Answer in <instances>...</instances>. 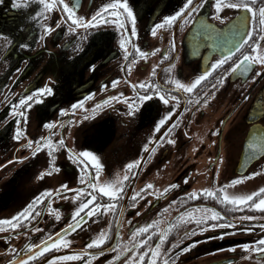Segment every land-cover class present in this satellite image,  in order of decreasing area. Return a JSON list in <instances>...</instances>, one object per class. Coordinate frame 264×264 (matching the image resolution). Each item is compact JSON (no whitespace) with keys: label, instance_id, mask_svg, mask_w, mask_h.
<instances>
[{"label":"flooded vegetation","instance_id":"flooded-vegetation-1","mask_svg":"<svg viewBox=\"0 0 264 264\" xmlns=\"http://www.w3.org/2000/svg\"><path fill=\"white\" fill-rule=\"evenodd\" d=\"M66 2L77 16L90 18L110 0ZM128 2L136 16L137 34L129 37L125 55L119 41L130 33L131 21H126L121 30L105 15V23L72 31V21L67 19L58 0L57 6L44 12L43 18L36 15L43 11L39 0H27L26 5L22 0H0V33L5 34L0 37V219L14 216L45 189L57 192L35 205L31 218H18L17 228L0 226V264H9L14 256L23 259L29 251L28 243L39 245L41 239H56L54 233L61 229H65L68 247L50 249L30 264H47L52 256L74 252L82 253L79 260L52 264H83L89 259V252L93 254L90 264H124L133 252L141 251L145 255L141 264H147L150 249L157 243H161V264L165 259L173 264H264V254L242 247L248 243L254 248L255 242L264 237V210L228 205L219 196L185 195L208 187L217 192L225 186L229 193H247L264 186V152L248 145L253 126H264V65L251 63L245 71V61H241V66L229 71L244 52L252 51V42L264 41L258 21L254 24L247 10L232 8L221 11V20L213 15L215 0H193L187 10L192 12L190 22L178 18L177 23L157 29L153 35L154 24L177 11L184 0ZM254 3L259 6L260 0ZM45 23L51 26L46 35ZM249 28L255 29L253 38L243 41ZM132 44L147 53V58L138 57ZM261 48L264 49V43ZM221 57L225 62L212 70L192 93L169 81L170 76H175L188 83ZM129 64H133L131 69ZM170 65H174L171 71ZM139 81L156 84L179 100L170 99L165 104L159 97L151 96L130 114L128 102L137 99L135 93L140 91L143 95L148 91L140 89ZM46 84L52 89L50 94H41L42 99L33 102L31 108L21 106L17 110L27 113L26 121L23 116L12 115L22 96H31ZM110 96L116 98L101 104L92 115L93 105ZM78 101L84 107L72 110L71 106ZM62 108L66 109L63 114ZM169 111L172 115L156 130V122ZM49 122L52 128L46 127ZM17 127L24 131L18 140ZM40 137L64 141L52 153V163L59 170H50L43 176L40 174L50 160L47 147L31 154ZM28 141H32V147L27 146ZM145 144L149 145L147 149ZM85 149L99 156L104 166L101 181L117 173L123 175L124 165L133 159L139 158L141 163L131 170L135 175L129 174L115 201L98 189H87L97 193L94 204H111L109 211L101 209L88 216L85 209L74 218L75 209L90 197L87 192L77 199L72 197L77 196L80 187L97 178L89 158L83 157V162L70 158L69 150L76 153ZM82 172L89 173L83 185ZM251 172H257L260 180L252 189L248 181ZM238 176L246 179L234 185L229 183ZM146 183L154 187L144 188ZM60 185H66V190ZM165 188L167 192L163 191ZM157 190L162 194L156 195ZM192 207L214 208L221 216L215 220L209 216L208 221L200 223L190 219L176 221L181 212ZM153 220L157 224L145 244L135 247L132 231ZM169 223L174 226L160 242L156 228L164 231ZM208 223L219 226L209 228ZM68 224H72L71 229L65 227ZM200 228L204 230L199 231ZM101 230L108 233V239L103 245L89 247ZM145 235L139 233L138 237ZM117 243L128 250L114 261L112 257L120 251Z\"/></svg>","mask_w":264,"mask_h":264},{"label":"snow or ice","instance_id":"snow-or-ice-1","mask_svg":"<svg viewBox=\"0 0 264 264\" xmlns=\"http://www.w3.org/2000/svg\"><path fill=\"white\" fill-rule=\"evenodd\" d=\"M22 2L26 5L27 0H22ZM40 4L43 5V11L37 12L36 15L38 17L43 18L44 12L52 10L54 7L57 6V0H39ZM197 2H201V0H197ZM59 5L63 7V11L67 13V19L72 21V31H75L77 27H84L89 28L93 25L105 23V15L110 16L111 23L115 25L116 27L120 28L121 30H124V23L126 21H131L132 28L130 33H125L119 41L120 46L125 49V55H127V49L130 44V36H135L137 34L136 32V16L133 12L132 7L129 5L128 0H110V3L103 4L97 12L93 13V15L90 18H85L83 16H77L74 9L69 6V3L66 2V0H58ZM193 5V0H184L183 5L175 12H173L170 15H166L163 20H161L159 23L154 24L152 29V34H156V30L159 28H165L170 25H173L177 23L178 18L181 19L182 22H190V17L192 15L191 11H187L190 9ZM19 6V3L16 5ZM215 11L213 12V15L217 18L223 20L224 17L220 15L221 11L225 8H232V9H244L247 10L250 13V16L253 20V23L256 24L258 21L257 27L260 29V35L264 37V0H260L259 6H257L254 3V0H215L213 5ZM110 10V11H108ZM198 10V9H196ZM43 28L45 29V35L48 31H51V26L48 24H44ZM255 29L249 28L246 32V35L242 37L243 41H250L253 38V33ZM4 33H0V37H4ZM10 42V41H9ZM264 43V41H255L251 43L252 51L250 52H244L238 60H236L229 71L235 70L238 66H241V61H245V64L243 65V68L245 71H247L249 64L251 63H259L264 65V49L261 48V44ZM133 48L136 49V54L138 57L143 56L147 58V53L143 52L137 45L132 44ZM24 47H28V45H24ZM155 51V50H153ZM167 55V54H165ZM232 53H228V58H231ZM225 62L224 57H221L220 59L212 62L211 68L204 70L201 74L196 75L194 79H192L188 83L182 82L180 79L176 78L175 76H170L169 81L176 86V88L181 89L182 91L186 93H192L193 90L199 85L202 81L205 80L206 77L210 75L212 70L218 68L220 65H222ZM94 67V65L92 66ZM128 67L131 69L133 67V64H129ZM174 67V65L169 66V71ZM259 71L257 72V75H259ZM227 75V72L225 73ZM255 79L256 77H252ZM218 82L223 83V80L220 78H217ZM139 87L140 89H148L147 92H145L143 95L140 91H137L135 93L137 99L135 101H127V98H124L126 102L129 103V110L130 114L132 109L138 107L141 103L147 101L150 99L151 96L159 97L160 100H162L165 104L169 103V100L178 101V96H170V94L166 90H162L159 88L156 84H150L148 81H139ZM113 87L116 84V81L114 80L112 82ZM132 87L135 89L136 85L133 84ZM52 92V89L49 85H44L43 87L35 89V92L31 96H22L18 103L15 104V107L12 111L13 116H23L25 118V121L27 120V113L24 111H17L21 108V106H25L27 108L32 107L33 102H38L42 99L41 94L47 95ZM87 98V97H86ZM116 97H108L106 100H102L99 102V104L93 105V112L92 115H95V110L99 108L101 104H106L111 100H114ZM123 98V97H122ZM210 99V97H209ZM204 103H207V99L204 101ZM76 107L83 108L84 105L82 102H77L76 104H73L71 106L72 110H74ZM175 109H173L174 111ZM66 111V109H60V112L63 114ZM172 115V112L169 111L165 113L155 124V129L159 130L160 126L165 123V121L168 119L169 116ZM261 115H264V108L261 109ZM21 123V121L18 119L17 124ZM46 127L52 128L53 124L51 122L46 124ZM256 129H259V132L256 131ZM15 139H20L22 135H24V131L22 128L17 127L16 130ZM253 135L248 140V145L253 150H258L264 152V126H258L254 125L252 129ZM149 139H152L150 137ZM174 142V141H172ZM35 150L31 153L32 155H35L37 152L41 150V148L47 147L48 149V156L50 157L48 167L41 172V176H43L46 172H50V170H56L58 171V168H55L52 161L55 160V157L53 156V150L57 146V144L63 146V138H61L59 141H54L50 137H40L39 140L36 142ZM28 147H32V141H28L27 143ZM145 149L149 147L148 144L144 145ZM155 149H153L154 151ZM70 152V158L74 161H80L83 162V157L89 158L92 163L95 165V176L97 177L95 180L89 181V183L86 186L80 187L77 190V196H73V199H77V197L81 193H86L87 189H93L97 190L99 193H102L103 195L107 196L110 201H115L119 194L122 192L124 183L128 180L129 174L135 175L134 172H131V170L138 164L141 163V160L133 159L126 163L124 165V173L123 175L117 173L113 178L107 179L104 181H101L99 179L100 173L103 170V164L100 162V158L97 154L88 151V150H81L79 152L73 153L71 150ZM254 154V153H253ZM21 159H23L21 157ZM223 159V157H221ZM2 167V165H0ZM257 172H251L249 173V176H256ZM82 179L80 183L83 185L85 179L88 178L89 173L82 172L81 174ZM246 179L244 176H238L235 177L233 180H231L230 184H238L242 180ZM154 187L151 183H146L144 185V188H150ZM169 187H172V185H169ZM61 189L66 190V185H60ZM167 188H165L163 191L167 192ZM142 191V190H141ZM198 193H203L205 196L213 195V196H219L221 197V202L232 205V206H241V207H251L256 209L264 210V186H261L257 188L254 191L247 192V193H229L226 191L225 186H221L219 188V192H217L214 188L208 187V188H201V189H194L191 194H185L188 195L189 198L195 197ZM49 194H57L56 191H54L51 188L45 189L43 193L38 195L37 197L33 198V201L30 202L24 209L21 211H18L14 216L10 218L0 219V226L8 225L10 228L15 229L18 225V218L24 219V218H31V211L35 207V205L39 204L41 200L44 199L45 196H48ZM156 195L162 194L160 190H157ZM87 195L90 197L86 199L85 201L81 202L79 204V207L75 209V211L72 213L73 217L75 218L77 214L81 212V210H87V215L92 216L93 212H99L101 209L103 211H109V209L112 207L111 204L108 206L104 205H96L93 202L97 199V193L95 192H87ZM136 195H139V193H136ZM175 203V202H174ZM133 207L135 205H132ZM51 208V205H49ZM209 216L212 217L213 220L219 218L221 216V213L218 212L214 208H203V209H197L196 207H192L190 209H187L183 212H181L175 219L177 222L184 221V220H193L197 221L198 223L208 221ZM57 219H59V213L57 211ZM73 223H76L74 220ZM157 224L156 220H153L150 224H145L142 226H139L135 228L131 236L133 239L136 240L135 247H139L142 244H145L147 236L150 235V230ZM77 226L79 224L77 223ZM173 224L169 223L167 225V229L164 231H161L158 227L156 228L157 232H160L159 241L163 242L166 239V233L168 230H171L173 228ZM219 225L216 223H208L207 227L209 228H215ZM68 229L72 228V224H68L65 226ZM33 231H36L37 229L33 228ZM199 231H203L204 229L200 228ZM247 230V229H246ZM65 229H61L59 233H54L56 236V239H52L51 237H47L46 239H41L39 242V245L28 243L27 249L29 250L23 259H17V257H13L12 261H9V264H30L31 261L36 260V258L41 257L43 254L47 253L50 249L53 248H59V247H68L69 241L65 239L64 237ZM139 233H145L146 235L144 238H139ZM108 239V233L105 230H101L93 239H91L89 247L92 246H99L103 245L105 243V240ZM256 243V247L250 248V245L248 243H244L242 247L244 249H250L254 252H260L264 254V237H261L260 240ZM116 248L120 249L112 257V260H118L119 257L122 255L123 252L127 251V246H123L122 243H117ZM161 243H157L155 247L150 249L151 256L147 258V264H161V262L158 260V257L161 255ZM12 251H15L14 249H10ZM186 250V249H184ZM169 252L172 251L171 248L168 249ZM82 253L74 252L71 255H65V256H52L51 260L47 261V264H52V261H60V260H79ZM92 253H88L89 259H85L83 261V264H90ZM166 255V254H165ZM133 257H139L138 260H134ZM145 259L144 252H133L132 256L128 258L124 262V264H141V262ZM162 264H173V262L165 259L163 260Z\"/></svg>","mask_w":264,"mask_h":264},{"label":"rangeland","instance_id":"rangeland-1","mask_svg":"<svg viewBox=\"0 0 264 264\" xmlns=\"http://www.w3.org/2000/svg\"><path fill=\"white\" fill-rule=\"evenodd\" d=\"M249 177H250V179L248 180V181H250V187L249 188L252 189V187L257 186V184L260 182V180H259L258 176H256V177L249 176ZM255 264H258V263H255Z\"/></svg>","mask_w":264,"mask_h":264}]
</instances>
